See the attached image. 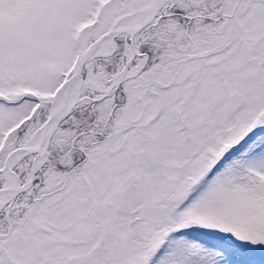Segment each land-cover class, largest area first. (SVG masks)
Returning <instances> with one entry per match:
<instances>
[{
  "label": "snow or ice",
  "instance_id": "1",
  "mask_svg": "<svg viewBox=\"0 0 264 264\" xmlns=\"http://www.w3.org/2000/svg\"><path fill=\"white\" fill-rule=\"evenodd\" d=\"M0 264H264V0H0Z\"/></svg>",
  "mask_w": 264,
  "mask_h": 264
}]
</instances>
